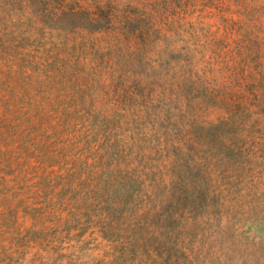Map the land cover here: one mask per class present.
<instances>
[{
    "label": "rangeland",
    "instance_id": "1",
    "mask_svg": "<svg viewBox=\"0 0 264 264\" xmlns=\"http://www.w3.org/2000/svg\"><path fill=\"white\" fill-rule=\"evenodd\" d=\"M136 2L137 75L89 57L100 85L27 96L50 125L0 138V264H264V0Z\"/></svg>",
    "mask_w": 264,
    "mask_h": 264
},
{
    "label": "trees",
    "instance_id": "2",
    "mask_svg": "<svg viewBox=\"0 0 264 264\" xmlns=\"http://www.w3.org/2000/svg\"><path fill=\"white\" fill-rule=\"evenodd\" d=\"M5 4L10 5L11 19L0 24L1 139H7L9 131L21 130L25 124H29L31 132L50 125V114L23 111L27 96L55 87L83 89L92 80L100 85L104 73L93 75L88 71L84 62L89 57L92 63L119 66L127 77L137 75L134 68L141 66L140 55L136 58L130 53L115 58V52H121L125 45L131 49L137 43L146 46L149 41L151 29L145 17L138 15L136 0H7ZM52 38L58 41L52 42ZM77 119L66 115L61 125ZM187 137L183 148L194 152L198 143ZM34 141L31 138L30 144L34 145ZM46 156L40 154L44 164ZM74 163L79 167L75 172L86 169L88 164L81 159ZM118 171L119 166L115 175ZM2 194L9 203L17 197L4 191ZM13 211L9 210L10 216ZM5 217L0 213L1 220Z\"/></svg>",
    "mask_w": 264,
    "mask_h": 264
}]
</instances>
